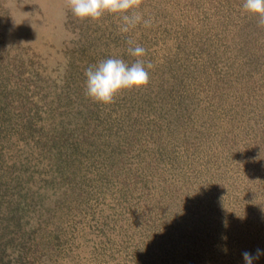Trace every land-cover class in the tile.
<instances>
[{
	"label": "rangeland",
	"instance_id": "374dc122",
	"mask_svg": "<svg viewBox=\"0 0 264 264\" xmlns=\"http://www.w3.org/2000/svg\"><path fill=\"white\" fill-rule=\"evenodd\" d=\"M243 2L142 0L151 27L123 34L65 0H0V264L264 252V27ZM128 39L149 84L93 102L85 69L134 63Z\"/></svg>",
	"mask_w": 264,
	"mask_h": 264
},
{
	"label": "clouds",
	"instance_id": "9594fccd",
	"mask_svg": "<svg viewBox=\"0 0 264 264\" xmlns=\"http://www.w3.org/2000/svg\"><path fill=\"white\" fill-rule=\"evenodd\" d=\"M72 15L80 20H99L106 13L117 16L119 31L123 34L143 23L144 27H151V19H145L138 11L142 0H65ZM242 9L245 13L257 17L259 27H264V0H244ZM127 53L135 58V62L127 63L124 59L110 57L89 65L84 72L85 95L93 102L109 105L124 90L142 88L150 82V70L153 64H145L143 57L147 50L132 39L127 40ZM244 264H253L261 255L260 249L255 255L245 251Z\"/></svg>",
	"mask_w": 264,
	"mask_h": 264
},
{
	"label": "trees",
	"instance_id": "16d2710c",
	"mask_svg": "<svg viewBox=\"0 0 264 264\" xmlns=\"http://www.w3.org/2000/svg\"><path fill=\"white\" fill-rule=\"evenodd\" d=\"M9 193H10V195L12 196V193H13V192H9ZM3 199H4V198L2 197L1 200H3ZM1 200H0V201H1ZM1 206H2V204L0 203V207H1ZM0 243H1V242H0ZM1 254H2V253L0 252V255H1Z\"/></svg>",
	"mask_w": 264,
	"mask_h": 264
}]
</instances>
